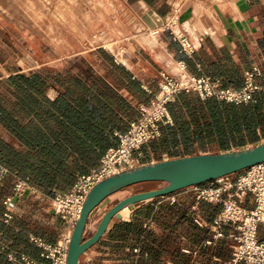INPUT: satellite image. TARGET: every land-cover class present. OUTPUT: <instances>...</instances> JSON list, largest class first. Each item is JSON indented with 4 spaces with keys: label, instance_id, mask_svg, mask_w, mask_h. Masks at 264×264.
<instances>
[{
    "label": "trees",
    "instance_id": "obj_1",
    "mask_svg": "<svg viewBox=\"0 0 264 264\" xmlns=\"http://www.w3.org/2000/svg\"><path fill=\"white\" fill-rule=\"evenodd\" d=\"M259 12L264 13V8ZM262 47L264 50V43ZM214 57L209 58L205 72L220 79L226 87L241 88L245 69L251 70V63L245 57L236 62L226 47L214 52ZM88 79L92 86L97 85L96 77L79 67L76 70L45 67L0 80V161L10 170L0 184L1 211L4 200L14 193L16 177L26 179L49 196L67 192L111 145L112 134L105 131L108 124L100 114L103 106L94 87L88 86ZM51 89L58 92L55 97L49 95ZM169 107L174 124L163 126L161 136L150 142L154 151L179 145L185 153L193 155L195 149H205L209 144L216 149H230L233 145H255L264 136V91L256 94L255 102L247 104L202 99L193 92H181ZM140 184H150V189L166 185ZM186 189L166 195H176L177 200L165 204L168 217L164 224H157L159 233L143 222L115 218L117 222L109 230L104 245L114 248L113 243L124 244L132 239V245L140 246L136 264H221L229 259L233 244L227 236L229 225L223 228L225 237L206 244L212 239L211 226L222 204L198 202L196 190ZM195 205L206 224L195 222L190 212ZM17 223L16 218L10 223L0 220V240L4 243H0V264H15L9 260L10 251L36 256L35 247L29 242L28 225L24 227L26 232L21 228L17 231V225H22ZM262 234L261 229V239Z\"/></svg>",
    "mask_w": 264,
    "mask_h": 264
},
{
    "label": "crops",
    "instance_id": "obj_2",
    "mask_svg": "<svg viewBox=\"0 0 264 264\" xmlns=\"http://www.w3.org/2000/svg\"><path fill=\"white\" fill-rule=\"evenodd\" d=\"M124 2L132 10V18L136 21L133 33L128 36L121 35L107 44L88 47L63 57L57 64L52 65L49 62L34 65L32 71H25L12 63L9 46L4 39L6 34L3 27H0V80L13 74L35 72L45 67L51 70H61L66 67L76 70L79 67L83 72L86 71L92 75V78L96 77L95 87L94 84L91 85L90 79L86 81L89 87L92 89L94 87L99 97L98 102L103 106L100 114L108 124L105 131L112 134V143L93 162V167L98 166L102 156L117 145V133L126 132L131 123L139 118L140 106L153 101L161 88L162 72L175 75L181 73L178 66L179 61L186 63L187 73L209 76L205 72L206 63L210 60L209 58H215L214 52H220L221 48L226 47L236 62H242V58L245 57L251 63L250 69L257 66L264 72L262 47L264 13L259 12V9L264 8V0H124ZM7 3L5 0H0L1 7ZM137 6H143L144 11L139 14ZM150 10H153L162 20V24L154 29L143 20V16ZM173 32L191 40L195 45L192 54L182 51L180 42L173 38ZM247 71L249 68L245 69V75ZM57 93L56 90L51 89L49 95L55 97ZM263 138L264 136L261 135V141ZM245 146H250V144ZM235 147L233 145L230 149L212 150L198 148L194 150L193 155L232 151ZM141 152V156L136 152L137 165L189 156L179 145H171L166 150L154 151L150 142L141 148ZM19 178L16 177L15 181ZM150 188V184H139L108 197L91 214L86 235L90 236L94 233L104 213L118 200ZM191 189V187L187 188L186 191ZM38 192V194H33L27 191L22 196H17L15 193L9 195L13 197V205L3 203L0 220L10 223L12 218H16L19 222L17 224H22L17 225L16 230L22 229L23 232H26L24 227L27 224L29 242L35 247L36 256L21 254L42 260V249L34 240L56 244L67 233L68 227L67 222L55 213L53 206L52 208L46 206L47 202L53 205L52 196L39 190ZM176 200V195L148 199L124 209L120 219L133 221V223L143 222L147 228L159 233L160 228L157 224H164L168 217L165 204H173ZM43 202H46L45 205L42 204ZM33 204L41 209H38V213H35ZM244 204L247 207L255 205L251 194L245 197ZM9 210L13 213V217L8 220L4 214ZM194 213L200 215L196 205ZM116 222L117 219L114 218L99 244L82 255L80 264H136L140 246L132 245L134 242L132 239L124 244L115 242L113 243L114 248L104 245V242L108 241L109 230ZM230 229L232 230L231 226ZM0 243L4 245L1 240ZM128 254L130 256H127ZM166 264L174 263L167 262Z\"/></svg>",
    "mask_w": 264,
    "mask_h": 264
},
{
    "label": "built area",
    "instance_id": "obj_3",
    "mask_svg": "<svg viewBox=\"0 0 264 264\" xmlns=\"http://www.w3.org/2000/svg\"><path fill=\"white\" fill-rule=\"evenodd\" d=\"M173 38L180 42L182 51L188 54L194 52L195 45L189 38L175 32ZM178 66L181 70L178 75L162 72L160 91L150 104L140 106L139 118L131 123L126 132L117 133V145L102 156L99 165L80 175L69 191L56 192L51 197L55 213L67 222V233L56 244L34 240L42 249V260L10 251V261L15 264H67L71 232L81 215L87 194L103 179L137 166L136 152L141 156V148L161 136L163 125L174 124L169 106L179 93L194 92L202 99L215 98L220 102L247 104L255 102L256 94L264 91V72L257 66L246 72L241 88L226 87L220 79L187 73L184 61H179ZM9 173L10 170L0 162V184ZM191 188L196 190L198 202L222 204L212 223L213 235L212 239L206 241L207 245L226 236L224 226L232 227L227 235L233 241L232 254L221 264H264V238L259 237L260 228L264 226V161L239 172L236 178L225 175L210 181L209 185ZM27 191L39 193L27 180L17 179L15 195L22 196ZM250 194L255 203L253 207L244 204L245 197ZM4 202L12 206L13 197H7ZM194 210L195 206L190 212H193L195 222L206 224ZM4 215L8 220L13 217L10 210Z\"/></svg>",
    "mask_w": 264,
    "mask_h": 264
},
{
    "label": "rangeland",
    "instance_id": "obj_4",
    "mask_svg": "<svg viewBox=\"0 0 264 264\" xmlns=\"http://www.w3.org/2000/svg\"><path fill=\"white\" fill-rule=\"evenodd\" d=\"M5 1L8 3L0 6V27L6 34L12 63L25 71H32L40 63L57 64L63 57L135 31L136 21L124 0ZM136 9L140 14L145 8ZM207 148L218 147L209 144ZM244 148L236 146L235 150ZM33 206L35 213L41 210ZM46 206L53 205L47 202ZM261 228L264 238V226Z\"/></svg>",
    "mask_w": 264,
    "mask_h": 264
},
{
    "label": "water",
    "instance_id": "obj_5",
    "mask_svg": "<svg viewBox=\"0 0 264 264\" xmlns=\"http://www.w3.org/2000/svg\"><path fill=\"white\" fill-rule=\"evenodd\" d=\"M153 15L157 16L150 10L143 16L145 23L152 29L162 24L159 16L160 21L157 22ZM263 161L264 140L239 150L194 154L141 164L103 179L86 196L81 215L71 232L67 264H80L82 255L103 238L111 221L121 218L124 209L151 198L166 196L225 175L242 172ZM146 182L166 185L118 200L104 213L94 233L86 235L91 214L102 202L125 188Z\"/></svg>",
    "mask_w": 264,
    "mask_h": 264
},
{
    "label": "bare ground",
    "instance_id": "obj_6",
    "mask_svg": "<svg viewBox=\"0 0 264 264\" xmlns=\"http://www.w3.org/2000/svg\"><path fill=\"white\" fill-rule=\"evenodd\" d=\"M153 17L155 18V20H156L157 22L160 21L159 18H158L156 15H153Z\"/></svg>",
    "mask_w": 264,
    "mask_h": 264
}]
</instances>
